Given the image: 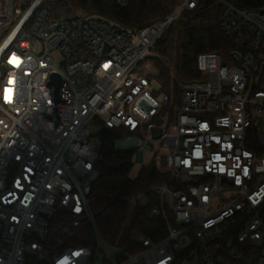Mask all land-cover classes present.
Wrapping results in <instances>:
<instances>
[{"label": "built area", "instance_id": "obj_1", "mask_svg": "<svg viewBox=\"0 0 264 264\" xmlns=\"http://www.w3.org/2000/svg\"><path fill=\"white\" fill-rule=\"evenodd\" d=\"M215 1L231 46L198 54L200 77L171 100L151 84L154 59L169 68L156 43L198 0L139 30L0 0V264H264V5ZM102 127L165 176L128 199L155 225L133 251L90 209Z\"/></svg>", "mask_w": 264, "mask_h": 264}, {"label": "trees", "instance_id": "obj_2", "mask_svg": "<svg viewBox=\"0 0 264 264\" xmlns=\"http://www.w3.org/2000/svg\"><path fill=\"white\" fill-rule=\"evenodd\" d=\"M240 9H255L264 0H228ZM182 0H128L119 5L114 0H44L53 19H66L77 12L107 18L118 26L139 30L165 17ZM221 7L215 0H198L194 10L183 12L156 43V55L169 64L166 67L154 59L155 76L161 90L171 100L179 98L178 82L196 80L200 74L196 68V56L203 52H215L225 58L230 41L218 25ZM126 135L123 129H110L101 137L99 159L95 168L98 178L90 191V209L95 217L101 237L108 244L128 251L135 248L137 232L150 233L154 223L145 210L135 207L128 199L152 185L161 184L165 176L149 165L141 168L133 178L128 176L132 168V150L115 147V141ZM163 230V222H158Z\"/></svg>", "mask_w": 264, "mask_h": 264}, {"label": "rangeland", "instance_id": "obj_3", "mask_svg": "<svg viewBox=\"0 0 264 264\" xmlns=\"http://www.w3.org/2000/svg\"><path fill=\"white\" fill-rule=\"evenodd\" d=\"M151 84L157 88L159 87V83L156 81L154 76H151ZM91 127L93 129H100V125L99 124H91ZM116 144V143H115ZM132 168L130 169L128 176L130 178H133L137 175L138 171L141 169V167L144 165H147L148 163V157L146 156L145 158H143V154L142 152L138 151L137 149H135L134 153H133V157H132ZM162 166H164L165 161L164 158L161 161Z\"/></svg>", "mask_w": 264, "mask_h": 264}, {"label": "water", "instance_id": "obj_4", "mask_svg": "<svg viewBox=\"0 0 264 264\" xmlns=\"http://www.w3.org/2000/svg\"><path fill=\"white\" fill-rule=\"evenodd\" d=\"M49 83L54 87V95H55L56 100H58V87L60 83L59 76H57L56 74H52ZM100 135L102 137H106L108 135V128L102 127L100 130Z\"/></svg>", "mask_w": 264, "mask_h": 264}]
</instances>
